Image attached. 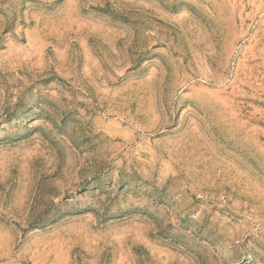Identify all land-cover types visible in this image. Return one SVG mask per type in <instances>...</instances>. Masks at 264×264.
<instances>
[{"label": "rangeland", "instance_id": "1", "mask_svg": "<svg viewBox=\"0 0 264 264\" xmlns=\"http://www.w3.org/2000/svg\"><path fill=\"white\" fill-rule=\"evenodd\" d=\"M0 264H264V0H0Z\"/></svg>", "mask_w": 264, "mask_h": 264}]
</instances>
